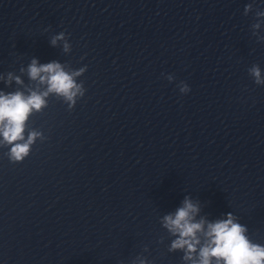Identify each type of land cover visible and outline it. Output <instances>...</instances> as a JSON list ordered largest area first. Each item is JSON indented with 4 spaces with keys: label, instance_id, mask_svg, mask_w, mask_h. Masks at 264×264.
<instances>
[{
    "label": "water",
    "instance_id": "1",
    "mask_svg": "<svg viewBox=\"0 0 264 264\" xmlns=\"http://www.w3.org/2000/svg\"><path fill=\"white\" fill-rule=\"evenodd\" d=\"M33 59L86 66L85 93L0 132V264H193L229 213L264 246V0H0V95L47 91ZM185 197L204 222L187 260L163 219Z\"/></svg>",
    "mask_w": 264,
    "mask_h": 264
},
{
    "label": "clouds",
    "instance_id": "2",
    "mask_svg": "<svg viewBox=\"0 0 264 264\" xmlns=\"http://www.w3.org/2000/svg\"><path fill=\"white\" fill-rule=\"evenodd\" d=\"M58 41H65L64 51L68 52L71 45L66 41L65 33L53 36L51 43L53 46ZM87 68H81L79 72L68 74L63 70L61 63L52 61L46 64H39L33 59L28 67L29 76L32 80L39 79L40 83L47 84V91L38 94L33 91L30 96L25 97L22 93L16 92L10 95H0V132L9 144L15 141L24 140L23 132L25 121L28 119L29 113L33 110H40L45 105L46 97L49 93H56L65 97L71 102L70 107L75 104V97L84 96L85 89L83 85H77L74 75H79L86 71ZM253 75L256 77L257 84H264V80L260 79V71L258 68L252 69ZM19 83V79L17 78ZM180 92L186 94L190 91L189 86L181 82ZM40 133L32 132L24 143H15L10 151V159L13 161H23L29 154L30 145ZM198 206L185 197L183 207L176 210L175 216H165L164 222L171 232L178 233L179 238L172 243V249H183L187 246V253L184 259H192V254L197 251V245L200 240L197 233L203 231L204 222H191V214L198 211ZM234 217L228 214L227 220L217 221L207 225L208 243L199 249L198 261L193 264H211L210 258L216 257L219 262L223 259L224 264H264V246L253 244L245 236L247 229L238 223L233 222ZM141 264H144L141 261Z\"/></svg>",
    "mask_w": 264,
    "mask_h": 264
}]
</instances>
